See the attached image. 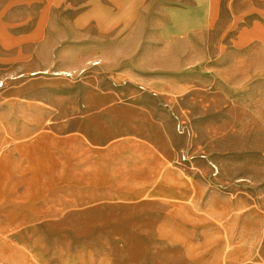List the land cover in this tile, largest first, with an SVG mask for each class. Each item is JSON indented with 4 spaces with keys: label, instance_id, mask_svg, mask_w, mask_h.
<instances>
[{
    "label": "rangeland",
    "instance_id": "rangeland-1",
    "mask_svg": "<svg viewBox=\"0 0 264 264\" xmlns=\"http://www.w3.org/2000/svg\"><path fill=\"white\" fill-rule=\"evenodd\" d=\"M250 6L264 10V3L239 4ZM143 21L135 32L151 41L131 34L108 43L90 29L77 39L75 67L43 73L0 67V125L8 122L12 134L5 143L0 130V264H227L223 241L208 234L190 239L187 232L195 228L187 209L104 193V182L93 188L100 192L85 194L84 179L68 177V159L86 148L116 149L129 132L143 142L155 138V108H173L172 129L184 138L181 160L195 162L214 185L264 212V43L237 56V65L160 72L154 64L179 60L181 42L173 41L178 48L167 53L160 40L165 19ZM144 28L153 33L141 35ZM125 71L146 78L157 92L129 81ZM169 74L184 79L186 96L159 95ZM110 105L140 109L95 113ZM24 130L28 135L17 139Z\"/></svg>",
    "mask_w": 264,
    "mask_h": 264
},
{
    "label": "crops",
    "instance_id": "crops-1",
    "mask_svg": "<svg viewBox=\"0 0 264 264\" xmlns=\"http://www.w3.org/2000/svg\"><path fill=\"white\" fill-rule=\"evenodd\" d=\"M246 2L264 0H0V67L38 73L75 67L77 39L86 37L90 29L106 42L118 43L136 34V29L145 25L142 20L158 15L165 19L160 40L166 52L173 55L172 50L178 47L171 43L181 42L179 60L154 64L161 67L160 72L182 75L195 67L209 72L222 65H237V56L264 43V10L239 7ZM159 4L162 9L158 13ZM145 33L153 32H146V28L140 31ZM210 36L214 37L212 42ZM136 40L151 41L137 34ZM210 49L211 56L195 54ZM112 61L117 67L122 64L118 58ZM109 62L102 60L104 66ZM178 75L169 74L160 96L181 98L190 92ZM124 77L157 92L156 86L133 71H125ZM137 108L110 105L95 113ZM168 108L154 109L158 114L151 118L157 130L155 138L150 136L151 140L143 142L140 134L129 132L119 137L113 145L116 149H110L109 144L92 151L86 148L68 159V177L75 183L84 179L85 194L100 192L93 188L104 182V193L137 194L138 200H161L168 206L187 209L194 215L188 220L195 228L187 232L191 240L197 234H208L212 241H223L227 264H264V212L240 201L229 189L214 185L195 162L181 160L185 149L178 141L184 138L172 129L173 108ZM167 121L171 126H166ZM0 130L5 143L12 140L8 122L2 123ZM28 133L24 130L16 138L23 139ZM110 179L112 188L107 190Z\"/></svg>",
    "mask_w": 264,
    "mask_h": 264
},
{
    "label": "built area",
    "instance_id": "built-area-1",
    "mask_svg": "<svg viewBox=\"0 0 264 264\" xmlns=\"http://www.w3.org/2000/svg\"><path fill=\"white\" fill-rule=\"evenodd\" d=\"M2 87H3V83H0V88H2ZM182 160H183V161H188L187 158H186L185 156L182 157Z\"/></svg>",
    "mask_w": 264,
    "mask_h": 264
},
{
    "label": "bare ground",
    "instance_id": "bare-ground-1",
    "mask_svg": "<svg viewBox=\"0 0 264 264\" xmlns=\"http://www.w3.org/2000/svg\"><path fill=\"white\" fill-rule=\"evenodd\" d=\"M98 64H100V63H94V65H98ZM58 75H64V74H61V73H60V74H58ZM67 76H68V75H67ZM18 78H21V77H17V79H18ZM3 86H4V85H3Z\"/></svg>",
    "mask_w": 264,
    "mask_h": 264
}]
</instances>
